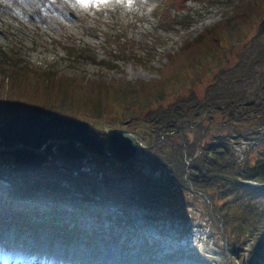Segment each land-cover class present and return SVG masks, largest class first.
Listing matches in <instances>:
<instances>
[{
	"label": "trees",
	"instance_id": "obj_1",
	"mask_svg": "<svg viewBox=\"0 0 264 264\" xmlns=\"http://www.w3.org/2000/svg\"><path fill=\"white\" fill-rule=\"evenodd\" d=\"M162 10L168 19L170 9ZM188 11L178 18L194 21ZM248 40L251 51L230 63L236 44ZM165 56L151 83H106L66 76L54 63L30 65L15 49L0 51V123L18 112L60 115L87 121L99 133L114 120L102 114L121 105L126 115L120 126L140 130L148 145L118 164L116 173L109 170L112 162L97 155L89 156L93 167L55 154L35 168L2 157L13 165L0 174L8 181L0 184V229L14 225L70 244L92 241L99 231L108 239L115 235L113 222L124 227L133 209L180 217L194 205L193 213H205L203 218L210 208L220 227L208 221L213 252L194 251L195 258L243 264L245 257V264H264V0H235L222 19L191 41L183 36L182 45ZM207 77L200 94L196 87ZM178 185L190 186L194 195ZM84 217L93 222L90 230L80 228ZM222 232L226 250L219 243Z\"/></svg>",
	"mask_w": 264,
	"mask_h": 264
},
{
	"label": "rangeland",
	"instance_id": "obj_2",
	"mask_svg": "<svg viewBox=\"0 0 264 264\" xmlns=\"http://www.w3.org/2000/svg\"><path fill=\"white\" fill-rule=\"evenodd\" d=\"M32 1L34 0H0V51L9 55L14 42L17 44L15 46L18 57L30 65L45 67L54 63L59 72H64L66 76L79 75L85 80L102 79L106 83L111 79L121 78L129 82L134 81L135 83H151L152 80L158 79L160 76L159 69L167 61V57L165 55L162 56L163 52L168 49L167 51L172 53L178 47L177 45L180 44L181 40L178 39L176 28L178 26L185 28L183 24L177 23L173 27V23L177 20V15L184 16L190 13L188 10L193 11V15H198L196 22L199 24L197 28L191 27L187 30L190 34L189 41H191L202 26L216 22L227 15L231 6H228L227 0H217L218 3L212 7L206 5L208 2L210 3L209 0H177L175 6L170 9V13H175L176 17H172L171 22L165 26L164 30H154L152 28L147 29L146 25L138 23L134 16L137 15L144 22H151L152 18L147 10L145 12V6L154 4V0H101L99 3L102 5L101 7H99V4L91 6L88 0H60L55 2V5H49L43 3L42 0H38L34 2L38 5L40 4V13L33 14L31 18L29 15H32L30 7L33 3ZM60 2L65 8L63 15L57 12ZM182 6L188 9L182 8ZM104 7L106 8L102 9ZM67 11H72L75 17H69L66 13ZM50 12H54V14L51 15ZM100 28L106 34L114 32L123 35V37L115 45V41L109 38L108 40L112 41V44L105 43L103 42V37L100 36ZM96 29H98L97 33L99 35L98 37H93V30ZM62 43H67V47H72L77 53H80L81 49L85 47L84 50L90 52L94 60H81L79 58L78 61H72L71 63L69 58H65L62 54L67 48L62 47ZM253 45L254 43H249V40L245 44L237 45L235 54L230 58V63L233 64L236 61V53L244 56ZM60 47L62 48L59 49ZM121 49L123 50L119 52ZM109 51L110 54L108 53ZM111 54H116L122 58L118 57L109 66L104 65L102 60ZM111 57L114 58L115 56ZM98 59H101L100 63H97ZM230 63L229 65H231ZM208 83H210V78H204L196 87L198 93L202 94L205 90V85ZM125 115L126 109L124 106L116 105L102 114L108 120L114 119L112 121L113 126L104 124L97 131L102 136L101 131H103L105 126H108L107 129L124 128L120 126L118 119H122ZM97 135L99 136V134ZM79 162L84 167H93L95 165V162L89 158L79 160ZM55 163L57 165L62 164L59 160H55ZM117 169H119L118 164L109 165V170H114L113 173L118 172ZM144 170L148 172L146 167H144ZM6 171L7 167H2L0 174ZM0 184H5L1 177ZM187 210L191 211V216L200 217L205 215V213H193L192 208ZM193 210L196 211L194 208ZM133 216L135 219L133 227L140 231V233L134 231L136 236L140 235L135 238H133L135 235L133 236L130 233L131 227L128 228V231L123 232L118 240L108 241L110 243L107 248L104 238L99 235L91 243L81 240L66 247H64V244L54 242L50 245L51 247H46L47 239L42 237L40 242L41 251L45 252L48 250L55 254L56 248L60 247L59 252L64 249L63 257L65 260H70V258L77 260L80 256L87 259L92 257V253L93 258L103 257L105 254L111 253L114 259L117 254V247L125 244V251H122L121 248L118 253L120 262L123 263L124 258L132 261L136 257H140L139 249L145 238L149 243L154 241L156 246L162 245V254L175 245L186 250L192 247L200 250L205 241H207V227L198 225V221H193L191 227L187 225L190 228L189 232H187L183 240H179V243L175 244L170 240V237H176L179 234V230L182 227L180 224L168 220L153 224L152 221L149 222L142 219L138 210L133 212ZM92 223L89 217H84L80 221V228L90 230ZM161 228L164 230L162 234L159 232ZM224 233L222 232L219 235V243L225 242L222 239L226 238ZM154 252L158 251L154 250ZM242 260L243 264H245L246 258L242 257Z\"/></svg>",
	"mask_w": 264,
	"mask_h": 264
},
{
	"label": "water",
	"instance_id": "obj_3",
	"mask_svg": "<svg viewBox=\"0 0 264 264\" xmlns=\"http://www.w3.org/2000/svg\"><path fill=\"white\" fill-rule=\"evenodd\" d=\"M106 143L110 153L90 124L76 118L18 112L0 123V155L26 166L38 167L54 152L71 161L91 153L120 163L135 158L144 147L139 130L123 128L108 129Z\"/></svg>",
	"mask_w": 264,
	"mask_h": 264
},
{
	"label": "bare ground",
	"instance_id": "obj_4",
	"mask_svg": "<svg viewBox=\"0 0 264 264\" xmlns=\"http://www.w3.org/2000/svg\"><path fill=\"white\" fill-rule=\"evenodd\" d=\"M17 41V40H16ZM15 45H17L16 43H14L13 42V44H12V49H15V50H17L16 49V46ZM62 47H60L59 49H61ZM62 51H63V49H62ZM120 51H122V50H120ZM119 51V52H120ZM63 55H64V57L66 58H69V60L71 61V60H73V59H75V57H73V56H69V53L66 51V50H64L63 51V53H62ZM108 54V53H107ZM109 54H110V52H109ZM114 54H111L109 57L107 56V58L106 59H110V58H112L111 56H113ZM122 58L121 56H117V58ZM88 58H84V60H87ZM26 239L24 238H18V240L17 241H19L20 243H22L23 241H25ZM15 241H11V240H9V239H6L5 240V244H4V249L8 252V253H11V254H13V255H16V256H18L19 255V253H18V251H17V249L15 248ZM100 262H102L103 264H116L117 263V258L114 260H111V253H108V254H106L105 256H103L101 259H100Z\"/></svg>",
	"mask_w": 264,
	"mask_h": 264
}]
</instances>
